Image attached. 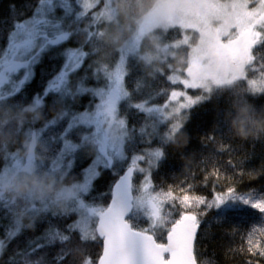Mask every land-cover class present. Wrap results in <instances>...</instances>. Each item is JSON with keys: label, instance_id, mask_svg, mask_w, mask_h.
<instances>
[{"label": "snow or ice", "instance_id": "1", "mask_svg": "<svg viewBox=\"0 0 264 264\" xmlns=\"http://www.w3.org/2000/svg\"><path fill=\"white\" fill-rule=\"evenodd\" d=\"M239 7L243 12L232 26L228 38L224 39L218 33L214 36L211 55L219 67L234 68L229 84L237 86L238 82L246 81L248 93L264 94V0H246ZM58 12L62 15H57ZM113 16L111 0H38V6L34 8L31 17L22 20L18 18L14 21L8 35L7 48L3 58L0 59V104L6 103L21 92L22 86L32 78L33 66L39 62L43 53L59 47L82 31L86 35L84 43L61 53L64 63L59 73L48 82L41 93L33 94L31 102L36 107L44 108L46 98L50 94L56 95L65 102L70 98L74 99L77 95L87 93L98 99L94 109L91 104L89 110L84 112H74L65 107L58 116L47 119L40 128L30 130L32 135L39 136L49 146L48 141L44 139L45 133L61 122L66 123L60 134L50 138L61 144L50 163L36 161L33 157L23 160L10 153L4 158L3 167H0V172H3L35 165L71 175L79 152L90 145H95L88 167L82 170L79 179L76 180L77 195L71 201L70 211L50 212L45 206L44 211L41 212L35 204L28 209L36 216L41 213H51L58 218L75 215L76 219L63 230L58 226H50L45 235L38 238L46 243H36L35 247L30 248L26 256L36 258L27 259L25 264H48L46 254L37 255V253L42 248L56 243L70 242L71 233L78 234L83 242L102 240V254L98 259L93 261L91 256H86L82 264H197L194 241L204 209L215 208L226 214L240 206H246L257 211L264 220V195L237 194L230 187L226 193L217 194L208 200L204 196L189 195L186 190L182 196L174 195L171 189L155 190L151 169L158 166L165 157L162 148H156L148 153L147 168L140 167L138 163L146 159L145 155L131 158L126 171L119 175L110 189V203L104 205L88 199L93 191L94 181L101 175L99 169H112L117 162L127 159L126 146L132 137L120 108L122 104H127L132 99L135 92L130 93L125 87V78L130 74L129 64L138 62L140 42L145 32L153 26L152 22H146L129 46L117 52L118 58L111 66L105 64L96 68L94 76L98 85L101 79L103 80L102 86L86 87V76L73 86L71 76L82 68L86 59L98 53L97 45L104 34L101 28L109 24ZM85 19L89 21L88 26L81 28L80 25ZM73 26H75L74 31ZM173 30L176 31L175 42L168 43L165 51L169 47L187 45L191 39L189 33L199 31V28L197 24L179 21L163 34L165 41L170 38ZM181 31L182 37H180ZM84 44L91 45V51L85 50ZM250 68L253 73L260 72L259 81L249 78ZM168 69L170 72L165 73L162 68L153 78L166 76L172 85L179 84L183 89L200 91L191 95L188 91L172 90L168 100L175 103L170 111L168 103L163 107H149L148 100H145L134 105L142 113H147L159 127L167 129L161 137L164 145L170 143L177 129H183L182 121L187 119V110L210 100L213 87H218L222 83L216 81L213 86L205 83L201 78L202 65L196 56L182 71ZM21 72L22 78H19L17 74ZM5 85L10 87L6 89ZM173 117L175 121L169 126L167 121ZM105 122L116 125L120 135L110 138L103 128ZM77 133H79L77 139L69 138L76 137ZM134 173L143 174V179L138 185L133 183ZM201 206H204L203 209ZM0 209L13 214L14 202L0 197ZM140 220H143L145 227L139 225ZM42 222L47 221L42 218ZM12 224V230L7 233L9 240L21 235L23 230L28 228L15 215L12 217ZM156 229L166 230V244L157 243L154 238ZM252 231H259L264 235V228L254 226ZM3 249L4 241L0 240V254L3 253ZM248 250L253 255L258 252L260 256H264V247L252 239L251 233ZM66 254L62 249L54 257L52 264H63Z\"/></svg>", "mask_w": 264, "mask_h": 264}, {"label": "trees", "instance_id": "2", "mask_svg": "<svg viewBox=\"0 0 264 264\" xmlns=\"http://www.w3.org/2000/svg\"><path fill=\"white\" fill-rule=\"evenodd\" d=\"M229 1V0H220ZM38 6V0H0V59L7 48L8 35L13 27V22L28 17L29 12L33 13ZM209 7H207L208 9ZM62 15V13H57ZM89 21L85 19L80 25L81 28L88 26ZM106 26V25H105ZM105 26L101 28L104 30ZM75 26H73V31ZM95 30V29H93ZM183 32H180L182 37ZM193 35H196L195 33ZM176 31L173 30L168 43L175 42ZM86 35L81 32L71 40L63 43L57 48L50 49L41 55L39 62L33 66L32 78L21 88V92L10 98L6 103L12 105L27 104L31 102L34 93H41L47 87L48 82L59 73L64 63L61 53L68 48H76L84 43ZM100 43L97 45L99 48ZM87 51H91L92 46L84 44ZM177 49L183 50L188 56V47L180 46ZM259 55V53L257 54ZM118 58V53H112L105 58L97 54L85 60L82 68L71 76L73 86L83 78L86 87L102 86L103 80L97 84L94 73L98 66L105 64L111 66ZM130 74L125 78V87L130 93L135 92L132 99L127 104H122L121 115L126 118L129 125L131 140L126 146L127 159L122 163H116L114 168L109 170L99 169L101 175L93 183V191L88 197L96 203L107 205L110 199V189L115 180L131 163V158L136 155H145L144 161H139V166L148 167L147 155L156 148H162L165 157L158 166L151 169V179L155 190L167 191L171 189L176 196L187 194L194 196H204L211 200L215 195L226 193L233 188L237 194L251 193L253 196L264 195V138L259 141H241L231 136L224 125L220 122L226 106L227 95L218 96L212 94L210 100L194 105L188 111L187 119L184 123L183 131L189 136V143L182 149H175L170 143L162 144L161 137L167 130L159 127L147 113H142L136 109V103H143L148 100L149 107H163L165 103L171 105L168 97L172 90H184L195 95L200 90H185L182 85H172L166 76L157 79L147 76L142 65L129 64ZM165 73L170 72L167 67ZM250 79H259L260 72H252L248 69ZM102 76V74H101ZM22 78V77H21ZM236 88L245 92L247 99L257 106L264 105V94H251L246 91L247 83L238 82ZM54 101H56L54 103ZM97 100L91 93L77 95L67 102L60 100L56 95L50 94L45 101L43 108L44 120L36 125L40 128L47 119L54 118L60 114L65 107L74 112H84L89 110L90 104L94 109ZM175 121V117L167 121L170 126ZM66 127L65 122L53 127L45 133L44 139L49 143V158L45 160L50 163L53 154L61 147V144L50 138L56 137ZM70 136L69 138L77 139ZM94 154V149L86 147L79 152L76 165L70 177L76 180V174H81L82 170L90 161ZM182 156L184 159H182ZM4 158L0 157V167H3ZM141 181V174L134 173L133 183L138 185ZM204 206H201L203 209ZM13 214L0 209V240L4 241L3 253L0 254V264H25L27 259H35V256H26L27 251L35 247L36 243L45 244L46 241L38 240L45 235L50 226H58L63 230L76 219L75 215L58 218L51 213H41L37 215L32 228L23 230V233L14 239L9 240L7 233L12 230ZM45 218L47 222H42ZM178 218V216L176 217ZM141 227H145L143 220L138 221ZM264 228V220L261 215L246 206H240L223 214L219 209H204L201 217V224L196 236L194 245V255L197 264H264V256L257 252L253 255L249 249V235L264 247V235L259 231L253 232V227ZM165 229H156L155 239L157 243H163L166 236ZM71 240L65 244L56 243L53 246L45 247L37 255L46 254L48 264H52L54 257L62 249L67 253L63 264H82L86 256H91L96 261L102 251V242H83L76 233H71ZM32 242V243H30Z\"/></svg>", "mask_w": 264, "mask_h": 264}, {"label": "clouds", "instance_id": "3", "mask_svg": "<svg viewBox=\"0 0 264 264\" xmlns=\"http://www.w3.org/2000/svg\"><path fill=\"white\" fill-rule=\"evenodd\" d=\"M114 16L104 28L98 51L101 58L126 49L136 37L141 26L152 22V28L145 32L141 42L138 62L147 76L154 77L162 68L182 71L187 63L183 50L169 49L163 34L186 16L182 0H111ZM234 68H221L212 58L202 61L201 78L213 87V94L227 95L226 106L220 122L228 133L241 141H259L264 138V105L257 106L247 99L244 91L229 84ZM183 119V118H181ZM44 120L43 108L33 102L27 104H0V157L10 153L26 160L33 157L36 161L49 158V146L39 136L31 134L34 125ZM110 138L120 135L119 128L111 122L103 125ZM189 136L182 128L177 129L170 144L179 150L187 146ZM89 148H95L90 145ZM182 159L184 157L182 156ZM74 178L62 171H50L38 166H25L18 170L0 172V197L14 202V215L32 228L36 215L28 209L35 204L44 211L66 213L70 211L72 199L77 195Z\"/></svg>", "mask_w": 264, "mask_h": 264}, {"label": "rangeland", "instance_id": "4", "mask_svg": "<svg viewBox=\"0 0 264 264\" xmlns=\"http://www.w3.org/2000/svg\"><path fill=\"white\" fill-rule=\"evenodd\" d=\"M182 2L187 5V8L185 18L180 21L186 24H197L199 28V31L189 33L191 39L187 45H181L189 48L186 66L194 56L199 59L201 65L202 61L206 58L215 60L211 55V45L214 42V36L218 33L222 38H228L232 26L235 25L238 16L243 12V9L239 6L244 4L246 0H229L226 2L220 0H182ZM207 7L209 8L207 9ZM31 15L32 13L29 12L28 17H31ZM194 33L196 35H193ZM172 48L177 49L178 47H169V49ZM17 76L21 78L22 72L17 74ZM259 80L260 78L257 79V81ZM9 87L10 85H5L6 89ZM96 100L98 103V99ZM174 103L175 102H172L171 105H169V111L174 106ZM122 162H124V160L119 161V163ZM143 166L141 165L140 167ZM142 179L143 174H141V180Z\"/></svg>", "mask_w": 264, "mask_h": 264}, {"label": "bare ground", "instance_id": "5", "mask_svg": "<svg viewBox=\"0 0 264 264\" xmlns=\"http://www.w3.org/2000/svg\"><path fill=\"white\" fill-rule=\"evenodd\" d=\"M82 32H83V31H82ZM89 163H90V161L87 163V166H85L84 168L88 167ZM126 169H127V168H126ZM126 169H125L124 171H126ZM122 174H123V172H122ZM122 174H121V175H122ZM133 176H134V174H133ZM79 177H80V175L77 173V174H76V180L79 179ZM118 178H119V177H118ZM118 178H117V179H118ZM117 179H116V180H117ZM116 180H115V181H116ZM113 184H114V183H113ZM113 184H112V186H113ZM109 194H110V193H109ZM110 198H111V197H110ZM108 203H110V199H109V202H108ZM165 238H166V236H165ZM165 238H164V242H163L162 244L165 243Z\"/></svg>", "mask_w": 264, "mask_h": 264}, {"label": "water", "instance_id": "6", "mask_svg": "<svg viewBox=\"0 0 264 264\" xmlns=\"http://www.w3.org/2000/svg\"><path fill=\"white\" fill-rule=\"evenodd\" d=\"M110 202H111V198H110ZM199 230V229H198ZM197 233H198V231H197ZM197 236V235H196ZM195 240H196V238H195ZM101 242H102V240H101ZM167 243V234H166V238H165V243L164 244H166ZM194 245H195V241H194ZM102 246V245H101ZM101 254H102V251H101ZM165 257L167 258V254H165Z\"/></svg>", "mask_w": 264, "mask_h": 264}]
</instances>
